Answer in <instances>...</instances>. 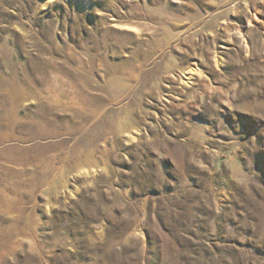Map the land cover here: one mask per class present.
I'll list each match as a JSON object with an SVG mask.
<instances>
[{"label": "rangeland", "instance_id": "rangeland-1", "mask_svg": "<svg viewBox=\"0 0 264 264\" xmlns=\"http://www.w3.org/2000/svg\"><path fill=\"white\" fill-rule=\"evenodd\" d=\"M0 264H264V0H0Z\"/></svg>", "mask_w": 264, "mask_h": 264}]
</instances>
